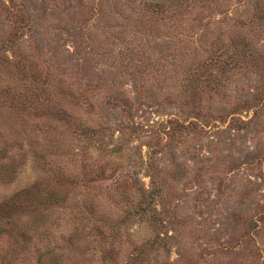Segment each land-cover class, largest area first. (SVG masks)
<instances>
[{
  "label": "rangeland",
  "instance_id": "rangeland-1",
  "mask_svg": "<svg viewBox=\"0 0 264 264\" xmlns=\"http://www.w3.org/2000/svg\"><path fill=\"white\" fill-rule=\"evenodd\" d=\"M15 195L4 264H264V0H0Z\"/></svg>",
  "mask_w": 264,
  "mask_h": 264
},
{
  "label": "trees",
  "instance_id": "trees-1",
  "mask_svg": "<svg viewBox=\"0 0 264 264\" xmlns=\"http://www.w3.org/2000/svg\"><path fill=\"white\" fill-rule=\"evenodd\" d=\"M21 193V192H18ZM19 198L15 195L14 197H11L9 200L4 201L3 203H0V208L4 209L6 212L9 211V205H14L18 202ZM49 202H51L49 199H47ZM12 210V209H11ZM1 224L3 223L0 221V230H2ZM4 260L1 259L0 264H4Z\"/></svg>",
  "mask_w": 264,
  "mask_h": 264
}]
</instances>
